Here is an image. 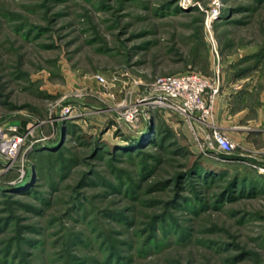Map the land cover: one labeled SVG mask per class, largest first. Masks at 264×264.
Returning a JSON list of instances; mask_svg holds the SVG:
<instances>
[{
    "label": "rangeland",
    "instance_id": "obj_1",
    "mask_svg": "<svg viewBox=\"0 0 264 264\" xmlns=\"http://www.w3.org/2000/svg\"><path fill=\"white\" fill-rule=\"evenodd\" d=\"M189 70L206 120L142 101ZM223 90L261 124L264 0H0V264H264V139Z\"/></svg>",
    "mask_w": 264,
    "mask_h": 264
},
{
    "label": "built area",
    "instance_id": "obj_2",
    "mask_svg": "<svg viewBox=\"0 0 264 264\" xmlns=\"http://www.w3.org/2000/svg\"><path fill=\"white\" fill-rule=\"evenodd\" d=\"M217 92V86L215 87L209 78L189 70L172 76L157 77L150 86V92L142 98V101L151 107L162 106L185 115L196 114L201 121H204L212 114V104ZM141 112L137 105H132L125 119L129 122H137ZM7 141H10L8 146L16 145V148L20 143L16 136L4 142ZM233 145L221 129L213 126L211 131L205 132L202 147L221 154L231 153ZM262 165L264 167V164Z\"/></svg>",
    "mask_w": 264,
    "mask_h": 264
},
{
    "label": "crops",
    "instance_id": "obj_3",
    "mask_svg": "<svg viewBox=\"0 0 264 264\" xmlns=\"http://www.w3.org/2000/svg\"><path fill=\"white\" fill-rule=\"evenodd\" d=\"M223 93L221 97H219V99L217 100L216 102V105H218L217 103H221L223 104V107H222V117L223 118H232L233 120H230V123H226V124H221L219 125V127L221 126L227 133V135L231 136V137H234L236 138V135H237V138H239L240 140H244L246 138V135L245 134H242L241 132H243V130H245V132H249V133H253L252 135H256V136H261L263 139H264V105L259 107L256 112H255V115H258L257 118L258 120H260L261 124L258 125L260 127H244V126H241V117L242 115L246 114V113H249L248 110H243L240 108L239 109H235V112L234 110H232L233 108V105L231 104V100H234L235 97H238L240 91H238V94H237V91L235 92H231V91H225L223 90ZM220 109H216V115L220 114ZM236 115H238L236 117ZM225 122H228L227 120H225ZM237 133V134H236ZM241 133V134H240Z\"/></svg>",
    "mask_w": 264,
    "mask_h": 264
},
{
    "label": "bare ground",
    "instance_id": "obj_4",
    "mask_svg": "<svg viewBox=\"0 0 264 264\" xmlns=\"http://www.w3.org/2000/svg\"><path fill=\"white\" fill-rule=\"evenodd\" d=\"M10 149V148H9ZM16 145L11 148V151L7 154V158H14L13 155L15 154ZM5 157V158H6ZM2 158V157H1ZM3 160V159H2ZM9 161V160H8ZM10 162V161H9ZM4 164V163H3Z\"/></svg>",
    "mask_w": 264,
    "mask_h": 264
},
{
    "label": "trees",
    "instance_id": "obj_5",
    "mask_svg": "<svg viewBox=\"0 0 264 264\" xmlns=\"http://www.w3.org/2000/svg\"><path fill=\"white\" fill-rule=\"evenodd\" d=\"M153 142H154V141H152V142H151V144H152ZM221 154L225 155L224 153H221ZM201 172H202V173H203V175L205 176L204 180H206V177H209V176H208V172H207V171H206V172H204L203 170H201ZM232 184H234V185H235L236 183H235V182H233Z\"/></svg>",
    "mask_w": 264,
    "mask_h": 264
}]
</instances>
